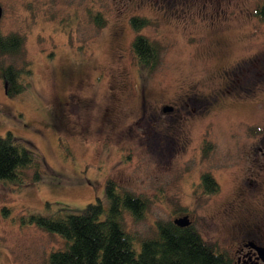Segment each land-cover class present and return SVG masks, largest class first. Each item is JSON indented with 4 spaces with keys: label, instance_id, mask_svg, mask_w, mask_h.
<instances>
[{
    "label": "rangeland",
    "instance_id": "1",
    "mask_svg": "<svg viewBox=\"0 0 264 264\" xmlns=\"http://www.w3.org/2000/svg\"><path fill=\"white\" fill-rule=\"evenodd\" d=\"M263 2L0 0V32L23 38L3 59L32 68L13 96L0 78V135L11 131L41 174L0 179V264H49L66 239L29 214L76 213L97 196L107 205V178L147 199L123 215L137 249L156 221L184 213L230 255L243 236L264 244ZM134 14L150 24L136 31ZM136 33L161 47L152 71L131 49Z\"/></svg>",
    "mask_w": 264,
    "mask_h": 264
},
{
    "label": "trees",
    "instance_id": "2",
    "mask_svg": "<svg viewBox=\"0 0 264 264\" xmlns=\"http://www.w3.org/2000/svg\"><path fill=\"white\" fill-rule=\"evenodd\" d=\"M255 13L264 17V2ZM92 17L98 26L105 25L106 18L100 11ZM150 21L137 14L129 17L136 31ZM22 41V36L17 33L0 32V78L9 96L25 90L32 74L30 61L17 66L3 59L7 54L17 55ZM131 49L137 62L147 71L157 65L161 47L155 40L136 33ZM30 168L34 170L31 177L27 174ZM27 177L32 180L41 178L36 156L11 131H7L0 135V179L24 183ZM200 179L207 192L218 189V182L211 173L204 172ZM105 199L107 205L97 196L95 201L87 202L76 213L62 210L53 215L29 214V222L57 232L66 239L64 247L50 253L49 264H233L229 253L206 241L192 224L180 226L173 219L156 221L154 234L140 239L137 249L134 245L136 236L124 226L123 215L125 211L140 215L147 199L124 189L112 178L105 181Z\"/></svg>",
    "mask_w": 264,
    "mask_h": 264
},
{
    "label": "flooded vegetation",
    "instance_id": "3",
    "mask_svg": "<svg viewBox=\"0 0 264 264\" xmlns=\"http://www.w3.org/2000/svg\"><path fill=\"white\" fill-rule=\"evenodd\" d=\"M187 214L191 220L190 224H192L193 220L191 218V215L189 213ZM259 246H264V244L261 243L259 240H255V238H249L245 236L241 237L238 241V245L236 246L235 251L233 252V254L230 255L233 264H264V260L261 258L258 252Z\"/></svg>",
    "mask_w": 264,
    "mask_h": 264
},
{
    "label": "water",
    "instance_id": "4",
    "mask_svg": "<svg viewBox=\"0 0 264 264\" xmlns=\"http://www.w3.org/2000/svg\"><path fill=\"white\" fill-rule=\"evenodd\" d=\"M1 13H2V7L0 5V17H1ZM163 110L164 111H170V110H172V106H170V105L163 106ZM173 222L177 225L185 226V225H189L191 223V220H190L188 214H184V215L174 217ZM258 252H259L261 258L264 260V246H259Z\"/></svg>",
    "mask_w": 264,
    "mask_h": 264
}]
</instances>
